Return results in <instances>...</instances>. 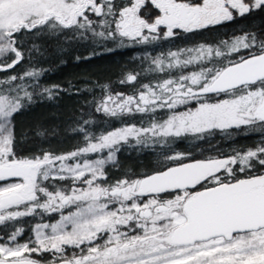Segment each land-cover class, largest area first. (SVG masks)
Returning a JSON list of instances; mask_svg holds the SVG:
<instances>
[{
  "label": "snow or ice",
  "instance_id": "1",
  "mask_svg": "<svg viewBox=\"0 0 264 264\" xmlns=\"http://www.w3.org/2000/svg\"><path fill=\"white\" fill-rule=\"evenodd\" d=\"M253 10L264 11V0H127L118 9L115 0H0V58L14 55L0 64V71L23 59L17 35L25 31L71 30L85 39L91 33L98 41L119 38L124 46V38L150 43L176 35V29L193 32L231 21L234 12L243 16ZM89 13L101 17L99 22ZM242 49L247 55H239ZM234 54L238 58L231 59ZM152 64L153 71L193 64L199 70L145 84L136 95H109L97 111L118 116L133 111V105L141 113L167 108V119L148 128L85 135L83 147L59 156L45 152L19 158L15 152L13 118L33 96L15 82L38 78L40 70L0 79V85H7L0 88V180L18 178L0 186V225L37 210L60 213L55 223L36 224L34 239L25 243L18 242L22 228L8 234L0 243V264H41L32 254L46 252L52 253L49 264H264V139L255 149L223 159L185 163L177 153L166 157L174 166L104 183L114 146L130 136L143 143L151 133L167 142L241 126L264 133V39L245 33L215 48L200 45L161 54ZM43 91L51 95V89ZM208 94L225 98L209 102ZM192 101L197 102L194 108L176 111ZM104 149L109 150L106 159H78ZM254 162L261 171H253ZM50 180L71 181V187L50 190L43 183ZM68 248L79 254L68 256Z\"/></svg>",
  "mask_w": 264,
  "mask_h": 264
},
{
  "label": "trees",
  "instance_id": "2",
  "mask_svg": "<svg viewBox=\"0 0 264 264\" xmlns=\"http://www.w3.org/2000/svg\"><path fill=\"white\" fill-rule=\"evenodd\" d=\"M115 3L117 9L124 4L121 1ZM89 16L97 22L101 19ZM99 30L97 27V31ZM86 36V39L82 38L71 30L53 33L47 29L39 34L25 31L17 35V47L22 52L23 59L14 68L0 71V79L19 76L30 69L41 72L38 78H25L15 82L33 94L32 101L25 100L24 107L13 118L17 157L42 156L45 152L53 156L71 153L85 145V135L99 137L128 126L148 128L153 121L162 122L170 115L165 109L145 113L133 109L122 115L111 116L106 115L103 110L98 112L97 106L109 95H136L145 84L154 85L162 80L178 77L177 71H153L155 66L152 58L179 50L180 46L140 45L133 41H124V46H120L119 38L116 41H98L91 33ZM12 58L14 55L0 58V64L10 62ZM207 65L210 64H204ZM196 69L192 67L193 71ZM128 74L136 75L137 79L132 83L128 82ZM2 87L7 85H0ZM45 88L51 89V95L43 91ZM223 97L225 96L221 94L219 97L207 96V99ZM81 128L85 131L81 132ZM262 139L264 133L242 126L225 132L213 130L197 139L190 136L169 137L167 142L163 139L161 143L158 139L147 147L132 142L122 143L116 152L118 165L105 170V182L113 184L120 179L143 177L174 166V162L166 157L177 153L184 155L185 163L227 158L236 152L255 149ZM254 164V172L262 170L258 163ZM243 175L241 173L239 178ZM43 183L50 190H55V187L68 188L66 181L50 180ZM42 221V217H32L30 221L22 223V239H26L31 228ZM13 231L15 228L3 225L0 227V237L5 240ZM32 258L42 264H49L52 253L32 255Z\"/></svg>",
  "mask_w": 264,
  "mask_h": 264
},
{
  "label": "flooded vegetation",
  "instance_id": "3",
  "mask_svg": "<svg viewBox=\"0 0 264 264\" xmlns=\"http://www.w3.org/2000/svg\"><path fill=\"white\" fill-rule=\"evenodd\" d=\"M117 1H121L122 3L127 2V0H115V2H117ZM149 7H150V5H149ZM144 11L146 12L147 10L145 9ZM89 15H94V14L89 13ZM174 31L177 34L172 36V37H169L167 39H159L157 41H153L150 43H140V45L180 46L179 50L170 51V52H179L182 49L197 48L200 45H205V46L211 45L213 48H215L217 46H220L222 41H231L234 37L242 36L245 33H255L259 38L264 39V11L253 10L249 13L244 14L243 16H240L239 13L234 12V19L231 21H224L221 24L209 26L208 28L199 29V30H196L193 32H188V33H185L180 29H176ZM161 35H162V32H161ZM167 54H165L164 56L166 57ZM239 55H247V51L242 49L241 52L239 53ZM230 58L236 59L238 57L234 54ZM213 62L214 63H221V62H226V61L214 60ZM205 64H208V63L205 62ZM208 66H211V65H207L206 67H208ZM192 67L197 68L196 71L199 70V65L193 64V65H189L183 69H176V71L178 72L179 75H181V73L186 75V74L193 71ZM211 96H216V95H211ZM219 159H223V158H219ZM115 163H116L115 166L110 167V168H116L117 167V165H118L117 156H116V162ZM232 167L237 169V176L238 177L241 176V173L238 170L239 166L233 165ZM243 177H244V175L241 178H243ZM14 182H18V178L11 179V180H1L0 186H6V185H8L10 183H14ZM21 210H23V209L21 208ZM32 217H36V218L42 217L43 221L41 223H49V221H50L49 218L52 216L46 215V213L41 212V214L39 213L37 215L24 216V217L18 218L15 221L6 222L5 224L0 225V227L3 225H6L7 228H15V229L16 228H22L24 231V226L22 225V223H26V222L30 221V219ZM32 228H31V231H32ZM21 235L23 237V232L21 233ZM0 240H2V239H0ZM71 251L72 252L75 251L77 254H79L78 249H71ZM48 253L49 252H46L45 254H48Z\"/></svg>",
  "mask_w": 264,
  "mask_h": 264
},
{
  "label": "rangeland",
  "instance_id": "4",
  "mask_svg": "<svg viewBox=\"0 0 264 264\" xmlns=\"http://www.w3.org/2000/svg\"><path fill=\"white\" fill-rule=\"evenodd\" d=\"M124 41H126L127 43H129V42H132V41H129L127 38H124ZM140 44V43H139ZM167 57V56H166ZM165 70H169V69H167V68H165ZM170 72L172 71H176V68H173V69H171V70H169ZM157 72H159V71H157ZM157 84V83H156ZM155 85V84H154ZM138 94V93H137ZM223 98H225V97H223ZM222 98V99H223ZM209 100V102H215L217 99H215V100H210V99H208ZM196 101H192V102H190L188 105H186V106H184V105H180V106H177V109H176V111H180V112H183V111H186L188 108H190V106L191 105H193V108L196 106ZM110 106H114V105H110ZM133 109H135V106L133 105ZM165 110H168L167 108H164ZM164 109H160V108H157L156 110H164ZM122 128H124V127H122ZM185 136H190V137H192V138H194V139H197V138H199L198 136H196V135H194V134H187V135H185ZM185 136H182V137H185ZM170 138H175V137H170ZM142 139H144L143 137H142ZM158 139H160V143L162 142V140L163 139H165V138H162V137H152V135H151V133H148L147 134V138L146 139H144V142L143 143H137V138L136 137H134V136H130L129 138H128V140L126 141V142H132V143H134V144H138L139 146H143V147H147V146H150V145H152L153 144V142L154 141H157ZM125 141H121L118 145H115L114 146V148L116 149L115 151H114V153H113V160H111V161H108L106 164H105V166H104V171L107 169V168H110V167H114L115 166V162H116V152H117V148H118V146L120 145V144H122V143H126ZM108 149H104V150H102L101 152H98V153H90V154H88L86 157H81V158H78L79 160H80V162L82 163L83 162V159H90V160H96V159H101V158H103V159H106L107 158V156H108ZM69 163H75V161H69ZM66 182H68V188H70L71 187V181H66ZM104 183H105V181H104ZM67 189V188H66ZM41 212L42 211H40V210H37V212L36 213H34V214H32V215H37V214H41ZM46 215H49V216H52L51 218H52V220H50L49 221V223H55L57 220H59V218H60V213L59 212H55V213H46ZM35 227V226H34ZM33 227V228H34ZM33 228H32V230H33ZM29 239H34V233H33V231H31L30 232V234H29V236L26 238V239H22V235H20L19 237H18V242L19 243H25L26 241H28ZM1 242L0 243H4V242H6L7 241V239L6 240H0ZM100 243H103V241L101 240L100 241ZM71 249L72 248H68L67 249V255L68 256H71L72 254H73V252L71 251ZM49 253H51V252H49ZM32 255H38V254H36V253H33Z\"/></svg>",
  "mask_w": 264,
  "mask_h": 264
},
{
  "label": "water",
  "instance_id": "5",
  "mask_svg": "<svg viewBox=\"0 0 264 264\" xmlns=\"http://www.w3.org/2000/svg\"><path fill=\"white\" fill-rule=\"evenodd\" d=\"M133 82V81H132ZM132 82H130V83H132ZM211 95H215V94H208V96H211ZM11 179H16V178H13V177H10V178H7V179H5V180H11ZM1 181V180H0ZM42 264V263H41Z\"/></svg>",
  "mask_w": 264,
  "mask_h": 264
}]
</instances>
